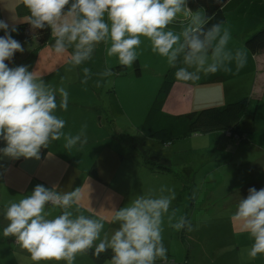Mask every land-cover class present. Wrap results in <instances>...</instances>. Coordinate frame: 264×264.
Segmentation results:
<instances>
[{"label": "rangeland", "instance_id": "rangeland-1", "mask_svg": "<svg viewBox=\"0 0 264 264\" xmlns=\"http://www.w3.org/2000/svg\"><path fill=\"white\" fill-rule=\"evenodd\" d=\"M227 16V28L231 34L227 48L235 53L239 50V45H243V37L264 28V0H244ZM178 17L186 18L184 15ZM0 20L7 22L10 28L27 21L22 0H0ZM21 44L24 51L18 52L12 67L26 65L37 79L42 78L57 91L58 104L59 89L67 91V110L58 107L55 114L65 120V134L75 135L86 124L87 143L82 147L77 144L69 151L64 147V137H61L53 141L54 147L45 158L41 154L45 148H42L39 159H0V222L2 221L4 228L8 224L3 218L6 203L18 202L30 195L36 185L44 184L49 188L60 173L63 176L68 171L77 169L81 158H90L94 154L105 157L106 152L119 150L118 153L123 156L122 164L108 175H111L110 186L97 181L99 187L94 195L91 197V193H88L87 201L81 197L78 205L71 209L74 214L101 220L104 223L101 238L105 232L110 236L118 228V224L112 223L117 209L147 192L159 195V190L164 187L176 193L170 208V213L175 210L172 222L185 216L192 225L191 231H176L169 227L167 216L164 217L162 236L168 261L179 264H264V256L248 258L247 251L253 241L231 220L239 201L246 198L249 188H264V173L258 168L260 162L254 163L256 157H264V67L263 74L256 72L253 55L244 51L247 54L244 71L242 68L236 73L232 63L229 66L233 72H217L223 76L213 88L217 90V95L211 89L209 97H201L209 98L211 103L204 107L205 104L194 106L193 109L200 111L210 107L219 108L230 103L223 100L222 90L237 83L235 90L238 98L230 101L233 103L244 98L248 100L246 112L238 127L246 133L249 145L243 143L237 146V141L228 138L224 130L188 134L163 144L147 139L140 133L150 103L164 74L170 68L166 58L151 51L150 42L146 38L141 37V45L136 49L141 70L138 77L132 74V65L126 67L122 76L117 72H113L114 75L110 77L101 78L96 75L106 68L112 69L117 63L116 57L106 55L108 45L103 43L96 47L92 60L75 68L69 63L71 49L64 54H56L52 48V37L40 49L35 38H28ZM84 67H88L92 73L86 84L81 82L84 79ZM249 68L253 69L250 71ZM256 74H259V85L255 84ZM97 80L100 82L99 87ZM209 81L211 80L206 78L201 83L206 85ZM201 86L198 85V88ZM195 97H198L197 92ZM134 144L144 146L147 151L167 159L171 163L172 172H151L133 150ZM4 146L3 141H0V147ZM247 161L252 162L253 167ZM17 163L22 165L18 167ZM70 163L71 168L68 166ZM49 165H56L53 167L55 174L49 172ZM43 166L46 168L44 172L40 170ZM146 168L148 171H144ZM34 174L46 176L41 181L32 182L33 177H36ZM86 190L90 192L93 189L87 186ZM76 208H79V213L75 211ZM46 211L51 212L48 218L61 214V210L50 206H46ZM13 241L5 238L4 243H0V264H33L29 254ZM40 264L57 262L42 261ZM58 264L65 262L60 261ZM74 264L95 263L85 253L78 254ZM103 264H110V261ZM156 264L162 262L157 260Z\"/></svg>", "mask_w": 264, "mask_h": 264}, {"label": "clouds", "instance_id": "clouds-1", "mask_svg": "<svg viewBox=\"0 0 264 264\" xmlns=\"http://www.w3.org/2000/svg\"><path fill=\"white\" fill-rule=\"evenodd\" d=\"M28 10L27 22L32 31L50 30L56 54L70 52L69 63L79 67L92 60L96 47L103 43L108 57H116L122 68L137 60L141 37L151 45V51L176 68L175 80L195 82L200 74H215L223 70L233 72L229 65L235 63L238 73L247 63L244 52L233 53L227 48L231 39L228 28L221 23L209 25L206 15L196 12L188 15L187 0H22ZM184 15L188 23L180 32L168 26ZM0 159L40 158L42 148L64 137V147L69 151L87 143L83 125L75 134H65V120L56 110L66 111L68 93L57 91L44 80L37 79L26 65L9 67L17 52L23 53L21 42L14 39L15 26L0 20ZM182 66H177V65ZM86 84L92 73L83 68ZM96 75L110 77L113 71L106 68ZM97 86H100L97 80ZM227 133V132H226ZM228 137V136H227ZM229 138V137H228ZM167 192V194H165ZM176 193L161 187L159 195L151 191L139 195L117 209L112 223L118 228L101 238L104 223L71 210L80 200L79 188L61 192L57 186L47 188L36 185L30 195L18 202L4 205L3 218L8 221L4 237L14 238V243L26 251L33 264L42 261H63L74 264L78 254L91 251L97 259L111 251L110 264H168L167 249L163 244V223L167 216L169 227L176 231L192 230L185 216L175 223V210L170 213ZM46 206L61 210V214L48 218ZM79 213V208L75 210ZM253 241L247 251L250 259L264 256V188L248 189L231 216ZM99 241V243H95ZM94 249V250H93Z\"/></svg>", "mask_w": 264, "mask_h": 264}, {"label": "trees", "instance_id": "trees-1", "mask_svg": "<svg viewBox=\"0 0 264 264\" xmlns=\"http://www.w3.org/2000/svg\"><path fill=\"white\" fill-rule=\"evenodd\" d=\"M243 1L244 0H187V10H189V16L196 12L206 15L209 19V25L216 23L223 24L226 14L237 8ZM23 10L28 19V10L24 6ZM187 23V18L177 17V20L168 27L180 32ZM15 28L16 32L12 33L14 39L22 42L28 38H35L37 39L39 49L44 47L51 40L49 29L32 31L27 21L19 23ZM3 35L4 31L0 30V36ZM243 44L245 49L253 56L264 53V28L248 35ZM17 56L18 52L15 54L14 59L11 62L6 61V63L9 64V67L13 66ZM177 66L179 67L182 65L178 64ZM132 67V74L136 77L140 76L141 70L137 60L133 63ZM125 70L126 68H122L121 66H117L113 69L114 72H117L121 76L124 75L123 72H125ZM175 71L176 68L170 66L164 74L163 81L160 84L159 89L156 91L143 119L140 133L147 139L155 140L164 144L188 134H206L215 130H224L229 133L230 139H235L240 143L241 141H244L246 137L243 132L240 131L238 123L247 109L248 100L246 98L219 108L211 107L179 115H169L164 112L163 107L175 82ZM133 150L136 152L143 165L149 167L151 172H172L171 163L160 155L151 153L150 151H147L144 146L137 144L133 145ZM44 152L45 149H43L41 154L43 155ZM87 175L93 179H97L94 164L89 167ZM0 223L1 232L3 231L4 224L2 221ZM8 240L13 241L14 238L8 237ZM111 255V251L109 250L106 253H102L97 259L92 255L91 251L88 252V256L95 264H103L106 261H110ZM170 264L179 263L172 262Z\"/></svg>", "mask_w": 264, "mask_h": 264}, {"label": "crops", "instance_id": "crops-1", "mask_svg": "<svg viewBox=\"0 0 264 264\" xmlns=\"http://www.w3.org/2000/svg\"><path fill=\"white\" fill-rule=\"evenodd\" d=\"M227 14H229V13H227ZM227 14H226V16H227ZM188 15H189V13H188ZM227 17H225V21L222 24V28H227V25L229 23ZM246 37H243L244 40ZM239 50L242 52L245 51V52L249 53L245 49L244 44L242 46L239 45ZM253 57H255L254 59H255L256 72L263 74V68L262 67H264V53H261L259 55L253 56ZM115 60L117 63L111 69L112 71L117 66H119L118 59L116 58ZM233 64L235 65L234 62H233ZM244 69H246V68H243V71H244ZM249 69L251 71L253 68H249ZM234 71H235V69H234ZM206 78L211 80L208 83H206V85L208 87H206L205 84L201 83L202 81L206 80ZM221 79H223V76L218 75V73L211 74V75L201 73L199 80L195 81V82L185 83V82H178L175 80V82H174V84L170 90V93L168 95V98L165 102V105L163 107L164 112L166 114H169V115H179V114H184V113H189V112L194 111L193 110L194 106H198V105L201 106L202 104H205V105H203V107H204V106H206V104H210L211 102L209 101V98H201V97H209L208 95H209L210 90L215 88L216 81L218 82V80L220 81ZM258 79H259V74H256V82H255L256 85H259V83L257 82ZM251 83H252V80H251ZM255 84H253V86H255ZM198 85H202V86L198 88ZM237 86H238L237 83H233L232 87H230L229 89L222 90L221 95H223V100H225V102H227V100H228V102L232 103L230 100H234V98H238V96L236 95L237 92L235 90L237 88ZM213 90H214V95H217L216 94L217 90H215V89H213ZM114 92H115V90H113V93ZM196 92L198 94V97H195ZM236 101H234V102H236ZM227 104H229V103H226L225 105H227ZM225 105H223V106H225ZM240 131L243 132V134L245 135L246 138L244 139V141H241V143L237 142V146L241 145L243 143L246 145H249L250 142L248 141V137L246 136V133L241 129H240ZM53 147H54V145H53V141H52V143L48 146V148H45V152L42 156L45 158L51 152ZM118 152H119V150L118 151L113 150V152H106L105 157H103L102 155H101V157H98V156H96V154H94V155H91L90 158H87V157L81 158L78 161L79 166L77 169H73V170L69 169L70 171H68L63 176H61L62 174L60 173L59 178L53 183L56 185H53L51 182L49 185V188H52L53 186H57V190L61 191V192L74 191V190L79 188L80 198L82 197L83 200L87 201L88 193H91V197H92V195H94V193H95V190L99 187V184L97 183V181H100L101 183L105 184L107 187L110 186V184L112 182V181H110L111 175L110 176H108V175L111 174L113 172V170H117V168H120V166L122 164L121 160L123 159V156L121 153H118ZM259 157L260 158L256 157L254 159V163L260 162V164L258 165V168H260L259 170H261L264 173V167H263L264 166V157L263 156H259ZM21 160H23V158ZM247 162H248L247 163L248 165L252 164V167H253L252 162H250V161H247ZM93 164L95 166L97 179H93L87 175L89 167ZM20 165H22V164L21 163L16 164V166H18V167ZM39 166L40 165H38V167ZM49 166H51V168L48 169L49 172L54 173L53 167L56 165H54V166L49 165ZM68 166H69V168H71L72 163L68 164ZM96 166H97V168H96ZM40 170L44 172L46 170V168L43 166L42 169H40ZM144 171H148L147 168ZM144 173H146V172H144ZM34 175L36 177H33L32 182L41 181L46 176L44 174L42 175L43 177H39L36 174H34ZM54 178H55V175H54ZM87 186H90L93 190H91L90 192L87 191L86 190ZM147 194H148V192L146 193V195ZM74 206H76V205H74ZM4 241H5V237L3 235V231H1L0 232V243H4ZM2 246H3V244H1V248H2ZM4 247H5V249H8L7 246H4ZM27 261H29V260H27ZM168 262H169V264L171 263L170 261H168ZM172 262L177 263L175 261H172Z\"/></svg>", "mask_w": 264, "mask_h": 264}, {"label": "built area", "instance_id": "built-area-1", "mask_svg": "<svg viewBox=\"0 0 264 264\" xmlns=\"http://www.w3.org/2000/svg\"><path fill=\"white\" fill-rule=\"evenodd\" d=\"M226 135L229 137V133L227 132Z\"/></svg>", "mask_w": 264, "mask_h": 264}]
</instances>
